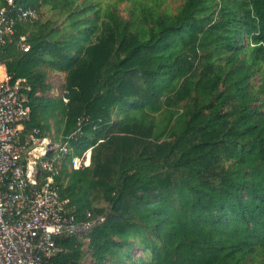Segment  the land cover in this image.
I'll return each mask as SVG.
<instances>
[{"label": "trees", "instance_id": "obj_1", "mask_svg": "<svg viewBox=\"0 0 264 264\" xmlns=\"http://www.w3.org/2000/svg\"><path fill=\"white\" fill-rule=\"evenodd\" d=\"M26 7L0 60L23 80L26 129L80 128L58 195L78 222L103 216L56 236L51 264H264V0H14Z\"/></svg>", "mask_w": 264, "mask_h": 264}, {"label": "built area", "instance_id": "obj_2", "mask_svg": "<svg viewBox=\"0 0 264 264\" xmlns=\"http://www.w3.org/2000/svg\"><path fill=\"white\" fill-rule=\"evenodd\" d=\"M5 1L6 7L0 5V57L4 44L14 35L15 22L36 16L31 7L16 10L14 0ZM17 47L29 50L26 36H20ZM22 83L0 71V264H51L61 251L56 236L81 234L103 221V216L94 218L87 211L78 222L65 208L55 177L80 128L61 141L43 135L38 127L26 129L31 109L21 91ZM90 160L91 148L73 156L70 166L84 169Z\"/></svg>", "mask_w": 264, "mask_h": 264}, {"label": "rangeland", "instance_id": "obj_3", "mask_svg": "<svg viewBox=\"0 0 264 264\" xmlns=\"http://www.w3.org/2000/svg\"><path fill=\"white\" fill-rule=\"evenodd\" d=\"M169 4L172 6V7H176L178 6L180 3H181V0H168ZM124 6V4H121L119 7L122 8ZM257 79V77L255 78V80ZM49 80L54 83H56V85H58L61 81V78L59 76H50ZM54 127H52L51 129V132L49 134V136L52 138L53 135H54ZM132 253L134 256H140L141 255V251L138 249V248H134L132 250ZM93 261L90 257H87L84 261V264H92Z\"/></svg>", "mask_w": 264, "mask_h": 264}, {"label": "crops", "instance_id": "obj_4", "mask_svg": "<svg viewBox=\"0 0 264 264\" xmlns=\"http://www.w3.org/2000/svg\"><path fill=\"white\" fill-rule=\"evenodd\" d=\"M1 64H0V71L1 72H3V71H6V68H5V65H4V62H3V60H1V62H0ZM54 127V126H53ZM51 129L52 128H50V130H49V132H48V134H50V132H51ZM56 128L54 127V135L56 134ZM47 136H49V135H47ZM50 137V136H49Z\"/></svg>", "mask_w": 264, "mask_h": 264}]
</instances>
